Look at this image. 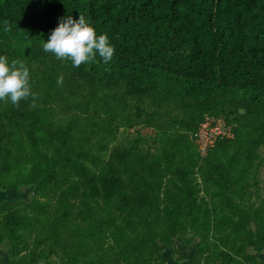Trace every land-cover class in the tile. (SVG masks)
Listing matches in <instances>:
<instances>
[{"label": "rangeland", "instance_id": "obj_1", "mask_svg": "<svg viewBox=\"0 0 264 264\" xmlns=\"http://www.w3.org/2000/svg\"><path fill=\"white\" fill-rule=\"evenodd\" d=\"M50 64L48 61L26 63L35 98L22 100L19 107L12 105L16 111L14 121L13 118L11 121L3 119L5 131H0V158L3 157L0 163V264H72L69 261L74 256L69 247L88 241L91 230H100L107 239L103 249L96 251L92 264H264V219L257 215L264 201V140L255 150L241 147L239 156L228 167L227 161L221 157L210 166L201 165L198 170L203 173V166L215 170L216 174L224 170L225 174H221L224 178L214 182V173L210 176L211 171L207 169L209 174L207 171L205 173L207 178L210 176L212 179L211 183H205L196 175L199 185L187 194L181 192L183 189H178L181 184L174 173L164 171L158 191L160 200L150 205L162 212L165 210L169 217L160 219L153 228L154 244L161 257L150 255L154 248L152 243L146 242L145 235L138 245L132 246L116 262L106 257L105 248L109 243L120 240V232L114 233L113 225L105 221L110 214H100L96 202L87 197L84 189L91 187L93 190L94 185L102 198L119 195L120 190H125L123 195L136 198L139 205L144 206V210L137 213L131 208L134 217L129 222L138 223L146 218L149 198L136 181L128 180L132 167L123 168L121 163L113 164L116 171L113 170L110 177L105 172L103 175L97 172L107 164L108 156L115 147L128 148L134 139L140 140L137 150H134L135 162L143 158L142 154L159 160L171 159L174 167L178 154L182 155L180 158L183 162H189L194 149L191 128L201 115L196 109L198 102L196 99H186L182 103L159 107L153 104L157 96L150 93L130 95L124 90L125 85L119 83L107 89L106 93L122 96L124 104L128 106L126 113L132 116L135 105L147 114L167 113L170 124H175V128L161 123L156 128L157 137L153 138L152 129L143 128L138 133L140 127L136 124L123 126L116 120L113 126L115 137L108 143L103 139L102 134L105 133L102 131L91 132L94 124L92 110L96 98L101 95L100 90L96 86L78 88V79L74 75ZM61 75L63 80L58 83ZM66 85H71V88ZM211 102L215 111L235 109L239 114L241 110V119L246 116L247 122L264 125V108H254L222 96L212 98ZM8 104L11 106L12 103L8 101ZM34 110L41 117H47L50 125L34 126L32 122L36 115L31 113ZM31 126L34 129L28 131ZM216 126L211 129V135L202 126L198 130L196 144L202 155L207 153L209 142L214 145L217 140L220 128ZM69 127L72 128L71 139H67ZM173 134L177 138L170 145L167 137ZM224 135L231 136L227 129ZM199 136L202 138L199 139ZM254 136L258 137L257 134ZM47 140L53 141L52 146L46 145ZM45 146L48 149L45 150ZM175 148L177 155L172 151ZM246 150L251 153L249 158L246 157ZM45 153H48V157ZM172 153L174 156L171 158ZM80 161L94 173L89 180L91 182L85 179V172L80 170ZM129 162L134 166L132 160ZM140 170L142 173L144 171V178L149 181L150 168ZM233 176L236 181L229 189L228 182ZM119 177L122 180L116 182ZM19 182L21 184L16 189H9ZM74 182H78L79 186L75 187ZM49 187L52 193L44 195V190ZM74 189L77 191L73 192ZM188 204L193 208L192 213H186ZM177 206L179 210L175 211ZM76 212H81L80 216L72 217ZM97 214L102 219L97 218ZM27 217L30 219L28 222ZM105 258L107 263L103 261Z\"/></svg>", "mask_w": 264, "mask_h": 264}, {"label": "trees", "instance_id": "obj_2", "mask_svg": "<svg viewBox=\"0 0 264 264\" xmlns=\"http://www.w3.org/2000/svg\"><path fill=\"white\" fill-rule=\"evenodd\" d=\"M79 15L85 17L97 35H107L115 48L111 62L105 64L97 54L93 60L73 67L70 60H58L52 53L43 50V44L57 27L59 18L71 16L78 19ZM5 22L8 31H5ZM0 55L7 56L9 64L13 59L23 61L25 65L31 61H48L52 67L74 75L78 79V88L96 86L101 95L96 98L93 106L91 119L94 124L91 132L94 134L102 131L105 133L102 134L103 139L108 143L115 137L113 126L116 120L123 126L136 124L140 127L138 133L143 128L152 129L153 138L157 137L156 128L161 123L175 128V124H170L167 113L147 114L146 111H140L138 105L133 106L132 116L126 113L128 106L124 104L125 99L117 93H106L107 89L119 83L125 85L124 90L130 95L150 93L157 96L153 104L159 107L170 106L174 102L182 103L186 99L197 100L196 109L201 115L195 119L191 128L194 149L192 148L193 157L189 162H183L182 155L175 154L177 148L172 150L178 156L175 167L171 159L159 160L145 154L135 162L134 150H137L140 140L134 139L128 148L115 147L108 156L107 164L97 172L99 175L105 172L110 177L113 170L116 171L114 166L117 163H121L123 168L132 167L128 180L136 181L149 198L146 218L138 223L129 222L134 217L131 208L137 213L143 211L144 206H140L136 198L123 195L125 190H120L119 195L102 198L94 185L93 190L91 187L84 189L87 197L96 202L100 214H110L105 221L113 225L114 233L120 232V240L109 243L105 248V255L112 262L125 255L132 246L138 245L143 240V235L146 242L152 243L154 248L150 255L161 257L154 244L153 228L168 213L150 205L160 200L158 191L164 171L174 173L181 184L178 189H183L181 192L187 194L199 185L196 175L205 183H211L210 176L213 173L214 182L224 178L221 176L222 172L225 174L224 170L216 174L215 170L207 167L218 162L216 159L221 157L220 159L227 161L228 167L239 156L241 147L247 146L249 151L255 150L264 140V125L249 123L246 116L241 119V110L239 114L235 109L215 111L211 102L212 98L222 96L254 108H264V0H0ZM66 86L71 88V85ZM12 105L0 101V131H5L3 119H16V111ZM31 113L36 115L32 122L34 126L50 125L47 117H41L35 110ZM206 119L221 120L231 136H217L213 147L202 155L196 140L199 126ZM34 126L28 131L33 130ZM71 129L67 128V139L72 138ZM256 134L258 137L254 136ZM174 135L167 137L168 144H173L177 138ZM52 144V140H47L46 145ZM248 150L245 153L249 158L251 153ZM47 155L45 153L46 157ZM173 156L172 153L171 158ZM0 160L2 163L3 157ZM130 160L135 163L134 166L130 165ZM201 165H207L202 168L204 173L198 170ZM79 166L85 172V179L91 182L89 180L94 177V173L81 161ZM145 167L150 168L149 181L144 178V171L142 173L140 170ZM207 169L211 171L208 178ZM121 180L122 177H119L116 182ZM235 181L233 176L231 182H228L229 189ZM20 182L9 189H16L22 183ZM73 185L79 186L78 182ZM52 191L49 187L44 190V195H49ZM76 191L74 189L73 192ZM191 209L192 206L188 204L186 213H192ZM178 210L179 206L175 211ZM259 212L257 215L263 220L264 201ZM80 214L81 212H76L72 217L77 218ZM97 218L102 219L98 214ZM119 219L122 221H118ZM99 231L91 230L88 241L69 247L68 250L74 256L69 263L94 262L96 251L103 249L107 241ZM69 240L71 241V237ZM103 261L107 263L106 258Z\"/></svg>", "mask_w": 264, "mask_h": 264}, {"label": "clouds", "instance_id": "obj_3", "mask_svg": "<svg viewBox=\"0 0 264 264\" xmlns=\"http://www.w3.org/2000/svg\"><path fill=\"white\" fill-rule=\"evenodd\" d=\"M5 25V31H8L7 22ZM43 50L52 53L58 60H70L73 67L93 60L97 54L107 64L115 53L107 35H97L83 15H79L78 19L71 16L59 18L57 27L43 44ZM62 80L61 75L57 82ZM29 81V69L23 61L13 59L9 64L7 56L0 55V101H10L19 107L22 100L34 99L35 93L31 91Z\"/></svg>", "mask_w": 264, "mask_h": 264}, {"label": "built area", "instance_id": "obj_4", "mask_svg": "<svg viewBox=\"0 0 264 264\" xmlns=\"http://www.w3.org/2000/svg\"><path fill=\"white\" fill-rule=\"evenodd\" d=\"M208 119H206L203 123H208V124H205V125H203V123H201L200 124V126H202V128H203V130H205L209 135H211V129L213 130V127L214 126H219V128H220V130H219V132L217 133V135L219 136V134H222L221 136H225L224 134H225V131H226V129L223 127V123H222V121L221 120H218V121H213V120H211V121H207ZM200 126H199V129H200ZM217 126H216V128H217ZM218 128V129H219ZM218 129H216V130H218ZM203 130H201V131H203ZM201 133V132H200ZM199 133V134H200ZM228 133H229V131H228ZM204 134L202 133V136H203ZM229 135H230V133H229ZM202 136L200 137L199 136V139L200 138H202ZM226 137V136H225ZM229 137V136H228ZM209 140H211V136H209ZM207 146V145H206ZM208 147H210V148H212L213 147V144H212V142L210 141L209 142V145L207 146V149H206V152H207V150L208 149H210V148H208ZM206 154V153H205Z\"/></svg>", "mask_w": 264, "mask_h": 264}]
</instances>
